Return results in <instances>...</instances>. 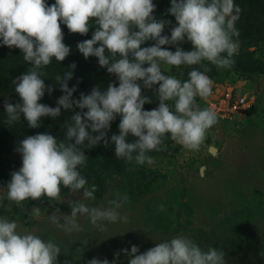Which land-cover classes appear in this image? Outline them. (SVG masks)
<instances>
[{"label":"clouds","instance_id":"1","mask_svg":"<svg viewBox=\"0 0 264 264\" xmlns=\"http://www.w3.org/2000/svg\"><path fill=\"white\" fill-rule=\"evenodd\" d=\"M155 8L153 0H55L51 5L46 0H0V43L19 48L23 60L31 65L12 82L20 100L5 102V123L11 125L23 117L29 127L37 128L42 117H59L61 108L87 109L73 114L71 123L65 122L64 139L38 133L19 142L16 151L22 156V166L11 173L6 197L0 195V207H9L5 198L20 206L29 198L63 202L62 187L71 192L83 189L80 200L71 204L70 215L58 216L57 209L48 216L53 225L71 234L83 231L78 215L86 216L100 231H104L105 222H127L128 217L119 211L128 200L127 194L117 193L106 208L90 207L84 201L95 200L97 186L88 187V180L78 171L87 161L80 146L85 141L87 147L101 141L108 144L107 132L117 116L119 134L110 137L117 159L152 165L154 157L148 153L166 150V138L186 150L200 151L209 130L218 124V114L211 107H202L197 98L207 101L212 95L213 81L206 74L211 71L209 65L219 70L235 64L233 57L239 51L234 39L239 36L236 22L242 9L234 0H171L168 12L177 26L168 36L162 32L171 21H157ZM93 18L97 27L91 39L79 42L77 48L85 59L98 58L99 66L115 75L118 86L111 82L103 91L93 87L89 94L72 99L76 87L68 86L73 76L69 70L55 77L64 93L57 106L40 103L46 90L49 94L53 91V86L45 84L47 73L42 69L53 58L63 61L71 51L64 43L61 24L70 33L86 35ZM149 40L155 43L141 47ZM183 42H190L191 50H184L180 46ZM163 45H175V51ZM162 65L191 69L188 79L164 74ZM69 68L75 69L76 64ZM141 81L144 89L155 91L157 108L144 110L152 98L142 94ZM129 137L133 139L129 141ZM4 191L0 189V193ZM158 208L165 210L163 204ZM30 215L38 218L40 208L33 207ZM122 251L130 257L128 264H226L223 251L214 247L204 250L184 235L160 240L142 253L136 245ZM60 252L52 240L24 229L17 220L0 218V264H57ZM87 264L110 262L92 258Z\"/></svg>","mask_w":264,"mask_h":264},{"label":"rangeland","instance_id":"2","mask_svg":"<svg viewBox=\"0 0 264 264\" xmlns=\"http://www.w3.org/2000/svg\"><path fill=\"white\" fill-rule=\"evenodd\" d=\"M160 1L153 0V16L157 21H171L162 32L170 36L177 26L168 12L171 0L159 7ZM234 3L242 9L236 22L239 36L234 39L239 51L233 57L235 64L219 70L209 65L211 71L206 74L213 87L229 81L254 90L255 106L245 116L218 119L199 152L186 150L166 138V150L148 153L154 157L152 165L133 161L120 168L97 171L95 165L93 169L78 167L88 180L87 186H97L95 200L84 203L106 208L117 193H126L128 200L119 211L128 217L127 222H105L104 231H100L86 216L78 215L83 231L65 233L48 216L57 209L58 216L70 215L71 204L80 200L83 189L71 192L63 187V202L29 198L20 206L5 198L4 204L9 207H0V218L15 219L24 229L56 243L61 249L57 264H87L92 258L128 264L130 257L123 249L130 251L136 245L142 253L160 240L179 235L191 238L204 250L220 249L226 264H264V0ZM96 27L93 18L89 29L95 31ZM183 43L191 49L190 42ZM141 47L147 46L144 43ZM161 67L164 74L181 80H187L191 70ZM197 102L205 107L204 100L197 98ZM119 122L112 125L111 135L119 134ZM104 147L103 142L99 149ZM21 166L22 156L17 151L0 156V172L3 170L7 176L4 179L0 175V189H5L0 195L6 197L11 173ZM161 204L164 211H159ZM33 207L40 208V216L35 219L30 215Z\"/></svg>","mask_w":264,"mask_h":264},{"label":"trees","instance_id":"3","mask_svg":"<svg viewBox=\"0 0 264 264\" xmlns=\"http://www.w3.org/2000/svg\"><path fill=\"white\" fill-rule=\"evenodd\" d=\"M163 1L159 2V7ZM55 0H46L48 5H51ZM175 20V17L172 16ZM62 31L64 33V43L71 49L69 55L61 62L53 61L50 65L42 69L47 73V76L43 77L45 84L53 86L51 94L45 91L44 96L39 101L40 103L46 104L51 107L57 106V100L64 93L62 92L60 85L56 82V75L63 76L64 72L71 70L73 72L72 78L68 81L69 88L76 87V91L72 94V99H79L80 94H89L93 87L99 86L101 91L105 90L107 85L111 82L116 83L118 81L115 75L109 74L106 68L100 67L98 64V58L92 56L87 59L79 52L77 44L83 40L91 39L93 30L89 29L86 35L70 33L66 25L61 24ZM162 35H167L163 33ZM155 41L149 40L145 42V45L152 46ZM99 46V45H97ZM184 50H191L186 44L180 45ZM163 48L175 51V45H163ZM75 63L76 68L70 69L69 65ZM145 67L148 65L145 64ZM31 65L23 60V53L19 48H9L0 43V156L4 153L15 152L19 146V142L29 136L38 133H48L57 137L58 140L64 139L66 129L64 128L65 122L71 123V116L76 112L87 111V109L81 110L77 107L73 109L65 110L61 108V114L59 117H42L40 126L37 128H31L28 126V122L21 117L19 121L9 125L5 123L7 116L5 113V102L18 103L20 98L15 91V85L12 83L18 76L25 73ZM142 94L152 98L151 103H145L144 110H152L158 107V98L154 90H148L143 88L142 81ZM158 84L154 85L153 88H158ZM120 120L117 116L114 121L111 122L110 129L107 132L106 139L109 140L108 144L100 150L99 146L103 143L101 141L94 147H87V141L85 145L80 146L87 155L86 166H90L91 169L94 165L97 166L96 171L99 169H109L110 167L120 168L126 161L124 159H117L115 157L114 144L110 142L111 128L115 121ZM98 135L99 133H92ZM129 141L133 137L128 138ZM74 143V140L72 141ZM97 154V155H96ZM98 156V157H97ZM93 165V166H92ZM0 175L6 179V173L1 170Z\"/></svg>","mask_w":264,"mask_h":264},{"label":"built area","instance_id":"4","mask_svg":"<svg viewBox=\"0 0 264 264\" xmlns=\"http://www.w3.org/2000/svg\"><path fill=\"white\" fill-rule=\"evenodd\" d=\"M256 103V95L250 86L224 81L213 87L212 95L204 101L205 107L213 108L220 120H232L245 116Z\"/></svg>","mask_w":264,"mask_h":264}]
</instances>
